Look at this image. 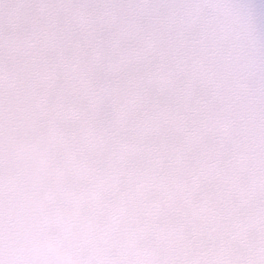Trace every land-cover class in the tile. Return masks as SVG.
<instances>
[{"label":"snow or ice","instance_id":"1","mask_svg":"<svg viewBox=\"0 0 264 264\" xmlns=\"http://www.w3.org/2000/svg\"><path fill=\"white\" fill-rule=\"evenodd\" d=\"M264 0H0V264H264Z\"/></svg>","mask_w":264,"mask_h":264},{"label":"water","instance_id":"2","mask_svg":"<svg viewBox=\"0 0 264 264\" xmlns=\"http://www.w3.org/2000/svg\"><path fill=\"white\" fill-rule=\"evenodd\" d=\"M239 199L241 203L236 206V210L226 211L223 216L209 221L202 241L185 251L186 259L223 258L228 242L239 237L247 241L255 240L264 228V214L250 194L244 193Z\"/></svg>","mask_w":264,"mask_h":264}]
</instances>
